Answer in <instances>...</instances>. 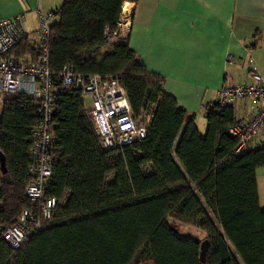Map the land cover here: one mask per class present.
I'll use <instances>...</instances> for the list:
<instances>
[{
  "label": "trees",
  "instance_id": "1",
  "mask_svg": "<svg viewBox=\"0 0 264 264\" xmlns=\"http://www.w3.org/2000/svg\"><path fill=\"white\" fill-rule=\"evenodd\" d=\"M137 1L63 0L50 30L48 65L54 73L70 65L77 74L117 78L135 120L153 109L146 138L103 150L82 93L61 90L53 116V175L45 192L57 200L56 210L20 249L0 238V264H264V211L256 187L264 149L234 159L228 133L233 109L215 103L202 109L207 129L201 137L195 115L164 92V79L150 74L127 42H104L122 4ZM9 54L34 57L35 50L24 39ZM36 125V105L26 96H11L1 107V225L15 223L32 207L25 188Z\"/></svg>",
  "mask_w": 264,
  "mask_h": 264
},
{
  "label": "built area",
  "instance_id": "2",
  "mask_svg": "<svg viewBox=\"0 0 264 264\" xmlns=\"http://www.w3.org/2000/svg\"><path fill=\"white\" fill-rule=\"evenodd\" d=\"M125 4L129 3L122 4L115 28H105L104 42L114 39L127 42L132 24L130 8L128 13L123 10ZM57 22L55 12L39 11L37 38L32 44L35 56L23 58L9 54L28 39L22 17L0 19V111L9 97L21 94L35 103L38 119V125L30 133L29 180L25 188V196L32 207L23 210L15 223L0 224V238L14 251L42 231L57 207V200L46 196L45 192L53 175L52 153L56 143L53 116L56 96L61 90L82 93L85 112L103 150H120L144 140L152 118L150 114H145L141 122L133 118L126 92L115 77L77 74L70 65L63 66L58 73L49 69L48 39ZM226 62H233L231 55L226 56ZM251 62L249 58L246 81L224 86L214 102L219 108L232 107L237 100L251 104L250 119L235 122L228 131L235 142L233 157L236 160L251 150L264 149V78L251 67Z\"/></svg>",
  "mask_w": 264,
  "mask_h": 264
},
{
  "label": "crops",
  "instance_id": "3",
  "mask_svg": "<svg viewBox=\"0 0 264 264\" xmlns=\"http://www.w3.org/2000/svg\"><path fill=\"white\" fill-rule=\"evenodd\" d=\"M130 5L128 47L150 74L164 79V92L199 120L224 86L246 81L248 60L264 78V0H139ZM63 0H0V19L22 17L31 45L38 14L55 12ZM233 62L228 64L226 56ZM24 56L23 58H29ZM251 104L237 100L234 122L250 119ZM207 123L205 126V133ZM259 207L264 211V169L256 173Z\"/></svg>",
  "mask_w": 264,
  "mask_h": 264
},
{
  "label": "rangeland",
  "instance_id": "4",
  "mask_svg": "<svg viewBox=\"0 0 264 264\" xmlns=\"http://www.w3.org/2000/svg\"><path fill=\"white\" fill-rule=\"evenodd\" d=\"M152 111H153L152 108L148 109L147 114H150L151 115ZM140 120L141 119H139L138 121L141 122ZM205 126H206V121L202 122V121L199 120L198 128H199L200 133L202 135L201 137H203L205 135ZM204 209H205L206 213L208 214V217L210 218V220L214 223L215 227L218 230H220V228H219V226L217 224V221L215 220V217H214L213 213L208 208H206V207H204ZM187 231H188V233H190L189 230H187ZM180 235L183 236V237H186L187 235L190 236V234H187L186 232L181 231V230H180ZM229 247H230V250L232 251V253L235 255L232 247L230 245H229Z\"/></svg>",
  "mask_w": 264,
  "mask_h": 264
},
{
  "label": "water",
  "instance_id": "5",
  "mask_svg": "<svg viewBox=\"0 0 264 264\" xmlns=\"http://www.w3.org/2000/svg\"><path fill=\"white\" fill-rule=\"evenodd\" d=\"M0 169L3 174L6 173V162L3 154L0 153ZM207 241H203L200 245V261L205 263L206 253H207Z\"/></svg>",
  "mask_w": 264,
  "mask_h": 264
},
{
  "label": "bare ground",
  "instance_id": "6",
  "mask_svg": "<svg viewBox=\"0 0 264 264\" xmlns=\"http://www.w3.org/2000/svg\"><path fill=\"white\" fill-rule=\"evenodd\" d=\"M130 5L125 4L123 10L128 13L129 12Z\"/></svg>",
  "mask_w": 264,
  "mask_h": 264
}]
</instances>
